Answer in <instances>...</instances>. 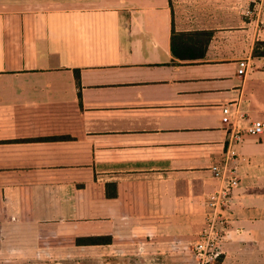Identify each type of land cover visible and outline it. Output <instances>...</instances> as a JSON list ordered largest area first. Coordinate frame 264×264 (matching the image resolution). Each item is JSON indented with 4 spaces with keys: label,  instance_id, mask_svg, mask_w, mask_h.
<instances>
[{
    "label": "crops",
    "instance_id": "obj_1",
    "mask_svg": "<svg viewBox=\"0 0 264 264\" xmlns=\"http://www.w3.org/2000/svg\"><path fill=\"white\" fill-rule=\"evenodd\" d=\"M198 31L204 54L174 56ZM258 41L261 0H0V264H264ZM224 161L239 183L203 262Z\"/></svg>",
    "mask_w": 264,
    "mask_h": 264
},
{
    "label": "built area",
    "instance_id": "obj_2",
    "mask_svg": "<svg viewBox=\"0 0 264 264\" xmlns=\"http://www.w3.org/2000/svg\"><path fill=\"white\" fill-rule=\"evenodd\" d=\"M261 8H264V0H261ZM238 66L237 73L244 75L248 67V61L242 59L238 62ZM230 113L231 109L229 106L222 107V122H229ZM263 132L264 121L260 119L251 122L247 128V133L251 135H259ZM211 170L213 175L220 180L221 184L206 196L208 207L206 212L207 227L201 231L200 240L194 247L197 257L203 262H210L218 256V239L226 228V220L223 217V213L230 203L232 190L239 183L235 168H228L225 161L222 164L212 165Z\"/></svg>",
    "mask_w": 264,
    "mask_h": 264
},
{
    "label": "trees",
    "instance_id": "obj_3",
    "mask_svg": "<svg viewBox=\"0 0 264 264\" xmlns=\"http://www.w3.org/2000/svg\"><path fill=\"white\" fill-rule=\"evenodd\" d=\"M208 31L172 33L171 50L174 56L180 59L196 58L202 56L211 38ZM254 56H264V41L256 42L253 50Z\"/></svg>",
    "mask_w": 264,
    "mask_h": 264
}]
</instances>
